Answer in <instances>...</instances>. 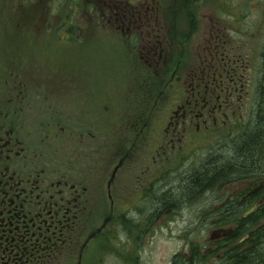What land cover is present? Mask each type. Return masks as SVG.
Masks as SVG:
<instances>
[{
	"label": "flooded vegetation",
	"instance_id": "1",
	"mask_svg": "<svg viewBox=\"0 0 264 264\" xmlns=\"http://www.w3.org/2000/svg\"><path fill=\"white\" fill-rule=\"evenodd\" d=\"M49 1L0 9V264H264V0Z\"/></svg>",
	"mask_w": 264,
	"mask_h": 264
},
{
	"label": "rangeland",
	"instance_id": "2",
	"mask_svg": "<svg viewBox=\"0 0 264 264\" xmlns=\"http://www.w3.org/2000/svg\"><path fill=\"white\" fill-rule=\"evenodd\" d=\"M58 1V0H57ZM92 1V0H91ZM90 0H88L86 2V6H84V2L83 5H81V8H85L87 10H90L94 7L93 2H91ZM37 2V3H36ZM51 2L49 0H42L40 2L36 1V0H3L0 1V9H2V22L3 24L6 25H15L18 24L19 22L24 23V21H19L20 18L22 17L21 15L27 16L28 18L31 16H33V13H39L36 10H44L47 11V9H49V6H51ZM61 2V0H60ZM128 2H130L131 4L135 3V4H143L144 0H128ZM72 3V0H71ZM76 3H79V0L76 1ZM78 9V7H77ZM185 13V12H184ZM51 14V12H50ZM177 24H176V29L175 31H177L179 33V39H183L185 40V37L188 34V31H192V30H198L199 32H204V26L207 22V18L204 17H196L194 16H188L186 14H177ZM42 16V19H46L47 18V13L40 15ZM35 18V17H34ZM75 18V17H74ZM1 19V18H0ZM27 19V18H25ZM77 19V17H76ZM28 21V22H27ZM26 23L28 24H33L34 22L31 20H26ZM48 22L46 21H40L39 24H47ZM103 41H107L109 44L110 39L104 38ZM188 43V42H187ZM110 45V44H109ZM191 45V44H190ZM190 45L188 47V51L190 50ZM106 51L110 52V49L108 48ZM114 63V62H113ZM113 66H116L120 71L123 68V65L118 62L117 64L114 63ZM111 68V67H110ZM109 68V70L107 71V73L111 72V69ZM223 135H221V137L216 138L215 142L218 141H222ZM218 149L215 150V153L217 152V156L215 157L216 160L214 162V164H216V162H221V161H226L225 158V150L224 147H221V145H218ZM224 156V157H223ZM223 165V164H222ZM222 183L221 181H219L217 179V181H215L214 183ZM203 196H199V200H205L206 196L205 194H202ZM178 242L176 243L175 241H165L163 239H159V238H155L151 241L147 242V246L145 247V258L147 260V264H170L171 261V257H172V253L173 251L176 249V247L178 246Z\"/></svg>",
	"mask_w": 264,
	"mask_h": 264
},
{
	"label": "trees",
	"instance_id": "3",
	"mask_svg": "<svg viewBox=\"0 0 264 264\" xmlns=\"http://www.w3.org/2000/svg\"><path fill=\"white\" fill-rule=\"evenodd\" d=\"M255 133L256 132L252 131L248 136L254 137L256 135ZM261 136L264 137V126L261 130ZM254 145L255 144L248 145V147L246 149V152H247L246 154H252L254 152ZM223 163H227V161L216 162V164H214V165H216V169L213 172L210 171V177H211V175H213V177H215L214 181H217V179H218L219 181H221L223 183L224 180L228 177L226 174V171H225L227 166L225 167L224 166L225 164L222 165ZM203 184H204L203 180H200V182L197 185L202 186Z\"/></svg>",
	"mask_w": 264,
	"mask_h": 264
},
{
	"label": "water",
	"instance_id": "4",
	"mask_svg": "<svg viewBox=\"0 0 264 264\" xmlns=\"http://www.w3.org/2000/svg\"><path fill=\"white\" fill-rule=\"evenodd\" d=\"M254 209H255V208L251 209L249 212L253 211ZM249 212H248V213H249Z\"/></svg>",
	"mask_w": 264,
	"mask_h": 264
}]
</instances>
